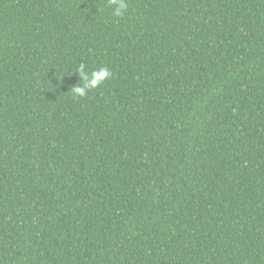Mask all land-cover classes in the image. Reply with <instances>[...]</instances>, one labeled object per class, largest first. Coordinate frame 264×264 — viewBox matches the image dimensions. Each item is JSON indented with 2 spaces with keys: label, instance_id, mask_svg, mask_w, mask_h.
<instances>
[{
  "label": "trees",
  "instance_id": "trees-1",
  "mask_svg": "<svg viewBox=\"0 0 264 264\" xmlns=\"http://www.w3.org/2000/svg\"><path fill=\"white\" fill-rule=\"evenodd\" d=\"M125 3L0 0V264H264V0Z\"/></svg>",
  "mask_w": 264,
  "mask_h": 264
},
{
  "label": "clouds",
  "instance_id": "clouds-1",
  "mask_svg": "<svg viewBox=\"0 0 264 264\" xmlns=\"http://www.w3.org/2000/svg\"><path fill=\"white\" fill-rule=\"evenodd\" d=\"M109 3L115 5L113 10V15L116 17H120L123 15L124 11L127 9V5L125 0H109ZM86 66L81 64L77 69L78 74L81 77L82 81L85 83L81 86H75L73 88L74 94L78 96H85L87 94V89L97 87L105 78H107L110 73L107 68H101L99 70H95L91 73V78L89 79L88 74L85 71Z\"/></svg>",
  "mask_w": 264,
  "mask_h": 264
}]
</instances>
